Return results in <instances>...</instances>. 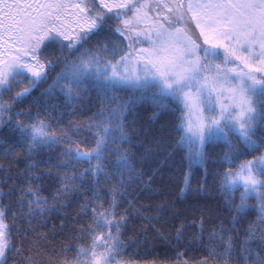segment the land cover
Here are the masks:
<instances>
[{
    "label": "snow or ice",
    "instance_id": "snow-or-ice-1",
    "mask_svg": "<svg viewBox=\"0 0 264 264\" xmlns=\"http://www.w3.org/2000/svg\"><path fill=\"white\" fill-rule=\"evenodd\" d=\"M134 217L264 264V0H0V264H132Z\"/></svg>",
    "mask_w": 264,
    "mask_h": 264
},
{
    "label": "trees",
    "instance_id": "trees-1",
    "mask_svg": "<svg viewBox=\"0 0 264 264\" xmlns=\"http://www.w3.org/2000/svg\"><path fill=\"white\" fill-rule=\"evenodd\" d=\"M68 1V0H67ZM186 2V0H185ZM192 27L194 28L195 25L193 24ZM198 35V30H197ZM37 91H39L37 89ZM36 93L34 92L33 95ZM121 95H126L122 93ZM87 107L91 108L93 111L95 110V106L98 105V101L94 100L86 102ZM21 107H26L25 105H21ZM137 110L139 112L140 118L144 122L145 126L150 125V117L154 109L150 105V103H142L137 105ZM90 114V113H85ZM83 118V117H81ZM170 118L166 115L162 120H158L156 122L155 126H159V124L163 123L164 120H169ZM210 153V158L214 157L215 154L219 151L217 147H210L208 149ZM44 157H48L49 153L45 151L43 153ZM53 157L55 156V153H52ZM4 165H7V161H3ZM210 167L211 165V159H210ZM159 179V178H158ZM165 182L168 181V177H164ZM174 183V181H172ZM83 193H75L72 196L69 197L71 204L68 208L69 213H73L74 209L77 206V203L82 199ZM238 195V193H237ZM133 196H136L140 204L147 205L151 201L147 198V193H143L138 195L137 193H133ZM130 199L132 197H129ZM155 199V197H153ZM214 201L216 203L222 202V196L220 194H216L215 197H213ZM254 215V214H253ZM52 223L59 224V218L53 217L52 220L49 222V227ZM141 221L138 217H134L133 220L129 221L128 229L125 231V235L123 239L125 242L130 245L128 247L125 259L130 260L132 264H183L184 260H194L199 259L200 253L192 248H189L187 250L186 255H179V253L183 252L184 249L182 248H174L173 244L168 243L158 237L155 233L149 231L147 233L140 230L138 227L141 225ZM57 241L59 243V238H57Z\"/></svg>",
    "mask_w": 264,
    "mask_h": 264
},
{
    "label": "rangeland",
    "instance_id": "rangeland-1",
    "mask_svg": "<svg viewBox=\"0 0 264 264\" xmlns=\"http://www.w3.org/2000/svg\"><path fill=\"white\" fill-rule=\"evenodd\" d=\"M67 2H70L71 3V2H74V0H68Z\"/></svg>",
    "mask_w": 264,
    "mask_h": 264
}]
</instances>
